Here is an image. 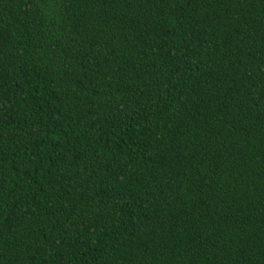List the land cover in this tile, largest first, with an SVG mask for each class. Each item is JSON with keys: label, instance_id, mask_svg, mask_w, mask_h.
Wrapping results in <instances>:
<instances>
[{"label": "trees", "instance_id": "16d2710c", "mask_svg": "<svg viewBox=\"0 0 264 264\" xmlns=\"http://www.w3.org/2000/svg\"><path fill=\"white\" fill-rule=\"evenodd\" d=\"M0 264H264V0H0Z\"/></svg>", "mask_w": 264, "mask_h": 264}]
</instances>
